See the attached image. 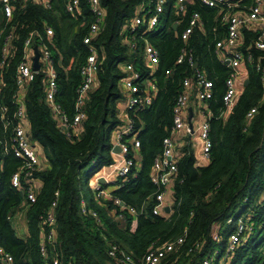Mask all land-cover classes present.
Here are the masks:
<instances>
[{"label":"trees","instance_id":"16d2710c","mask_svg":"<svg viewBox=\"0 0 264 264\" xmlns=\"http://www.w3.org/2000/svg\"><path fill=\"white\" fill-rule=\"evenodd\" d=\"M67 0H53L52 8L45 9L29 0L18 3L12 19L5 25L0 14V28L12 32L14 54L3 72L1 102L13 111L15 68L21 57L26 37L35 32L47 42L45 27L53 31L49 49L57 73L56 101L72 115L75 93L81 84L79 68L87 56L82 39L92 22L89 6L82 2L80 14L65 10ZM139 0H101L105 10L104 28L94 39L98 50L96 84L88 93L84 111L86 118L79 126L77 136L66 137L44 102L43 73L31 83L24 99L30 142L42 157V165L32 176L35 183L34 202H24L19 191L10 184V176L20 161L11 154L3 157L0 173V242L13 257V264H47L40 253L46 227L41 218L53 202L55 218L56 252L65 264H107V245L114 244L124 251L141 256L151 245H160L177 238L186 231L188 247L201 243L196 263L212 249H224L228 234L241 214L251 210L255 229L236 251L229 264L264 263V239H255L256 230L264 227V84L262 72L256 66L260 60L264 68V51L251 45L253 35L244 33L242 50L251 55L246 64L247 84L244 85L232 108L225 109L222 97L229 68L221 64L214 53V42L224 31L214 21L215 12L199 4L187 6L200 14L204 32H194L184 44L179 38L181 28L173 29L170 15L145 38L158 52V65L149 69L142 59V43L134 53L122 42V27L133 16ZM216 31L213 32V28ZM183 46L193 51L197 70L212 82L211 97L205 102L209 113V138L212 143L210 160L205 167L196 165L191 138L179 148L176 160L177 179L169 195L170 212L153 215L157 187L150 180V171L160 157L162 140L171 135L172 107L181 91L182 81L191 80L194 69L187 64H176ZM132 64L139 71L138 84L150 81L156 86L152 103L140 110L129 112L133 136L139 141L128 180L119 188L110 190V199H102L88 183L105 167L113 164L112 137L122 125L117 104L122 99L119 82L126 77L122 66ZM169 71V74H165ZM256 108L252 117L250 109ZM10 128L3 129L0 122V145H9ZM129 139V138H127ZM106 190L108 186H102ZM89 194L85 198V193ZM57 193V196H55ZM95 211L97 218L81 215L80 200ZM118 199L124 207H132L137 216L121 212L114 203ZM27 211L29 237L22 241L15 236L7 216ZM122 213L124 222L114 219ZM258 226V227H257ZM260 228V229H259ZM217 239L220 242L217 243ZM48 255L52 257L53 253ZM187 259V257H185ZM183 262H185L183 260Z\"/></svg>","mask_w":264,"mask_h":264},{"label":"built area","instance_id":"2783aa9c","mask_svg":"<svg viewBox=\"0 0 264 264\" xmlns=\"http://www.w3.org/2000/svg\"><path fill=\"white\" fill-rule=\"evenodd\" d=\"M27 1L29 0H0V14L5 25L12 19L15 6L18 3L23 5ZM31 1L45 9L52 8L53 0ZM82 2L88 4L92 22L88 27L87 35L82 39V45L88 54L79 68L81 84L75 93L72 115H68L56 101L57 73L49 49L53 31L50 27H45L47 42L43 41L37 33L31 32L22 44L21 57L15 68V92L12 101L14 111L11 117H8V109L1 102V95L4 86V68L15 51L14 36L11 31L5 32L4 28H0V122L4 130L10 128L9 145H0V173L3 166L2 159L5 155L11 154L20 161V166L10 176V184L19 191L24 202L35 201V183L32 181V176L42 165L41 154L29 139V125L24 106V99L31 83L39 73H43L44 102L58 128L66 137L79 134V126L86 118L84 106L88 93L94 89L96 84L98 50L93 41L104 28L105 10L101 0H67L65 10L69 14H80ZM195 3L213 9L215 12L213 21L224 31L223 37L214 42L213 49L220 63L225 64L230 71L225 80V93L222 97L225 109L229 110L247 81L246 64L251 61V55L241 49L244 45V33L253 35L251 45L255 49L264 51V0H139L134 7L133 16L126 20L122 27V42L132 53L136 51L138 42L142 43L143 62L149 69L154 70L159 61L158 52L150 45L145 35L161 27L165 13H168L170 15L169 23L173 29L181 28L179 38L186 44L195 31L204 32V22L198 12L193 11L186 17L187 6ZM215 31L216 27L213 28V32ZM36 52L38 53V69L35 71L33 70V59ZM183 63L194 69L193 80L185 78L182 81L181 91L176 96L172 107L171 135L162 140L160 157L154 161L150 171V180L157 187L156 205L152 209L153 215H161L165 213L166 207H170L166 197L177 179L176 160L179 154L178 146L173 139L174 134L185 132L191 138L194 152L197 149V141L199 159L195 158V160L198 167H205L210 160L212 148L208 123L210 115L205 109V102L211 97L212 82L197 68H194L196 59L193 51L186 46L181 48L176 58L177 65ZM122 68L126 74V77L119 82L122 93L119 109L122 125L113 134V147L118 146L119 153H113V164L102 169L91 179V189L102 199H110V190L123 185L128 180L132 167L135 166L134 159L128 157V154L130 151L137 153L139 141L133 136V125L128 115L129 112L149 106L156 94V86L152 82L147 80L141 83V86L137 83L140 80V73L134 69L132 64H125ZM256 68L261 70V81L264 84V68H261L260 60ZM165 74L168 75L169 71H166ZM192 95H195L196 101L200 105L196 111L200 117L197 129L190 127V120L187 119ZM255 113L256 108H252L247 113V117H252ZM99 179H103L104 183H99ZM104 185L108 186L106 190L102 188ZM261 198H264V188ZM113 201L121 208V212L125 211L132 217L137 216L134 208L124 207L118 199ZM55 206L56 202H53L49 211L41 218L46 232L40 245V253L47 264H65L56 252L53 214ZM251 211L252 209L243 213L235 221L229 219L227 224H233V230L227 236L224 249H212L197 263L196 254L201 250V243L186 247L187 236L184 231V234L177 238L160 245H151L141 256H134L117 245L109 243L106 248L107 264H229L239 247L254 232L255 226L252 222ZM80 213L97 218L96 212L87 208L84 199L80 200ZM114 214L116 221L124 222L125 218L122 213ZM15 216L9 215L7 220L12 223ZM219 242L220 239H217V243ZM49 252L53 253L52 257L48 255ZM0 264H13L12 255L3 249L1 242Z\"/></svg>","mask_w":264,"mask_h":264},{"label":"crops","instance_id":"0c3cea01","mask_svg":"<svg viewBox=\"0 0 264 264\" xmlns=\"http://www.w3.org/2000/svg\"><path fill=\"white\" fill-rule=\"evenodd\" d=\"M190 108L191 113L188 112V120H190V124L194 129H197L199 123H200V117L198 114H196V111L199 109V103L196 101L195 95H192L190 98ZM118 111L120 109V102L117 104ZM191 116V117H190ZM119 117L121 118V112L119 111ZM188 136L185 132L181 131L179 133H176L173 135V139L176 142L178 149L181 148L183 145H186L188 140ZM112 141L114 142V135L112 137ZM195 141V140H194ZM196 147L197 149L194 152L195 158L199 159V144L196 141ZM180 150V149H179ZM107 174V173H106ZM108 175V174H107ZM12 229L14 230L15 236L22 240L26 241L29 237L28 232V226H27V211L24 209L20 212H18L11 223Z\"/></svg>","mask_w":264,"mask_h":264},{"label":"water","instance_id":"95a60500","mask_svg":"<svg viewBox=\"0 0 264 264\" xmlns=\"http://www.w3.org/2000/svg\"><path fill=\"white\" fill-rule=\"evenodd\" d=\"M37 59H38V53L36 52V53H35V57H34V59H33V70H35V71L38 69ZM196 66H197V65L195 64V67H194V68H196ZM246 84H247V81H245L244 85H246ZM190 113H191V109H189V114H190ZM190 117H191V116H190ZM190 127H191V125H190ZM112 151H113L114 154L119 153V148H118V146L113 147V148H112ZM98 181H99V183H101V184L104 183V180H103V179H99ZM164 212L168 214V213L170 212V207H166V208L164 209Z\"/></svg>","mask_w":264,"mask_h":264},{"label":"rangeland","instance_id":"374dc122","mask_svg":"<svg viewBox=\"0 0 264 264\" xmlns=\"http://www.w3.org/2000/svg\"><path fill=\"white\" fill-rule=\"evenodd\" d=\"M88 186H89V188L91 187V180H90V182L88 183ZM85 193V198H88L89 197V194L87 193V192H84ZM242 215V214H241ZM240 215V216H241ZM258 227V226H257ZM260 229V228H259ZM256 237H255V239L257 240V241H259V240H261V239H264V227L262 228V230L260 229V230H256V233L254 234Z\"/></svg>","mask_w":264,"mask_h":264}]
</instances>
